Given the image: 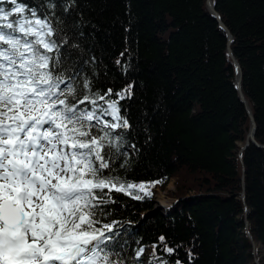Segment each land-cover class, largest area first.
I'll list each match as a JSON object with an SVG mask.
<instances>
[{
  "label": "trees",
  "instance_id": "obj_1",
  "mask_svg": "<svg viewBox=\"0 0 264 264\" xmlns=\"http://www.w3.org/2000/svg\"><path fill=\"white\" fill-rule=\"evenodd\" d=\"M206 1L75 0L64 11L69 0H51L52 15L46 0H22L49 14L65 48L78 46L70 51L94 92L111 88V102L131 86L119 100L131 128L113 134H122V147L111 175L145 184L150 195L113 190L102 218L121 233L127 264L141 247L142 264H264V0H214L248 103L227 30ZM248 106L258 143L241 150ZM172 177L175 190L167 188ZM157 188L174 202L156 208Z\"/></svg>",
  "mask_w": 264,
  "mask_h": 264
},
{
  "label": "snow or ice",
  "instance_id": "obj_2",
  "mask_svg": "<svg viewBox=\"0 0 264 264\" xmlns=\"http://www.w3.org/2000/svg\"><path fill=\"white\" fill-rule=\"evenodd\" d=\"M6 2L12 7L0 6V264H127L121 233L102 218L105 205L115 203L113 190L150 195L145 184L125 186L111 175L122 147V134H113L131 128L119 106L131 86L111 102V88L94 92L70 51L78 46L64 47L68 41L49 14L38 16L22 0ZM46 6L55 15L58 5ZM143 251L134 264H142Z\"/></svg>",
  "mask_w": 264,
  "mask_h": 264
},
{
  "label": "water",
  "instance_id": "obj_3",
  "mask_svg": "<svg viewBox=\"0 0 264 264\" xmlns=\"http://www.w3.org/2000/svg\"><path fill=\"white\" fill-rule=\"evenodd\" d=\"M206 2H207V6L212 11V13L216 16V18L219 20L220 24L227 30L228 49H229V52H230V54L232 55V57H233V59L235 61L236 69H237V85H238V88L240 90V94H241L243 100L247 103L246 97H245V95L243 93V90H242V87H241V80H242V74H243L242 73V68H241V65H240L239 61L235 57V55L233 53V50H232V48L230 46V43L233 40V35H232L231 31L228 29V27L225 25V23L222 21L219 12L216 9L214 0H207ZM248 112H249V114L251 116L252 125L250 127L249 132H248L247 138L243 142H241V144H242L241 150L243 148H245L250 143L251 140H253L256 143H258V141L255 138L256 120H255L254 114L251 111L249 106H248ZM256 261L258 262V264H260L259 258H257Z\"/></svg>",
  "mask_w": 264,
  "mask_h": 264
},
{
  "label": "rangeland",
  "instance_id": "obj_4",
  "mask_svg": "<svg viewBox=\"0 0 264 264\" xmlns=\"http://www.w3.org/2000/svg\"><path fill=\"white\" fill-rule=\"evenodd\" d=\"M241 142H243V141H241ZM167 188L169 190H175L176 189L175 177H172V179L170 180V182L167 185ZM155 199H156V205H155L156 208H159V207L160 208L161 207L166 208L167 206L171 205L174 202L175 196L172 193H170V191H168L167 189L157 188ZM143 249L146 250L145 248H143Z\"/></svg>",
  "mask_w": 264,
  "mask_h": 264
},
{
  "label": "bare ground",
  "instance_id": "obj_5",
  "mask_svg": "<svg viewBox=\"0 0 264 264\" xmlns=\"http://www.w3.org/2000/svg\"><path fill=\"white\" fill-rule=\"evenodd\" d=\"M248 103V102H247Z\"/></svg>",
  "mask_w": 264,
  "mask_h": 264
}]
</instances>
